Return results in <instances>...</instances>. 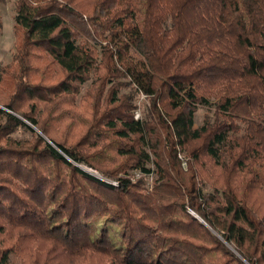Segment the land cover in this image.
Instances as JSON below:
<instances>
[{"label": "trees", "instance_id": "trees-1", "mask_svg": "<svg viewBox=\"0 0 264 264\" xmlns=\"http://www.w3.org/2000/svg\"><path fill=\"white\" fill-rule=\"evenodd\" d=\"M13 5L15 50L0 65V264L11 253L21 264H264V0ZM87 79L84 115L64 103ZM138 91L148 106L135 118ZM24 126L29 137L9 135ZM126 168L151 173V188L116 176Z\"/></svg>", "mask_w": 264, "mask_h": 264}, {"label": "rangeland", "instance_id": "rangeland-1", "mask_svg": "<svg viewBox=\"0 0 264 264\" xmlns=\"http://www.w3.org/2000/svg\"><path fill=\"white\" fill-rule=\"evenodd\" d=\"M14 12V5H13V0H0V22H1V26H0V65H5L7 64L10 59H11V55L12 53H14V33L12 30L13 27V19L12 14ZM90 79H87L85 81H83L82 83L79 84V91L76 92L71 100V104H67V102L64 103V106L67 105L69 107H73L75 110H77L78 112L83 113L84 115L87 113L88 109V102H86L87 99L84 98V94L85 92L88 90V86L90 84ZM108 84H105V89L106 90ZM129 87L128 86H122L120 89V92H126L128 91ZM17 103L19 106L18 108L23 110L25 108H28V103L29 101L27 99H19L17 98ZM20 101V102H19ZM32 104H36V109L38 108L37 112H36V117L39 115H43V103L41 101H32ZM132 103L135 105L131 112L133 114V117H135V115L137 114V116H143V111L144 109L148 106V99L146 98V96L141 93V92H137L133 99H132ZM2 106V105H0ZM4 108V107H3ZM72 108V109H73ZM205 107L204 106H199L197 107V109L194 111V115H193V124H198L200 123L204 113H205ZM24 119V121L28 124L29 128L32 129V131L34 132H39L38 128H36V125L32 124L29 120H27L26 118H22ZM64 126V123L59 126V128L57 129L58 132H56V134L58 136L61 135L63 131L62 127ZM83 128V125L78 122H74V124L72 125L71 129L69 130V135H68V139H70V141L72 140L71 135L73 134H78L80 133L81 129ZM68 132V131H67ZM31 131L27 128V127H18L16 130H13L11 132H9V135L14 137V138H27L31 135ZM40 133V132H39ZM0 142H2V140L0 139ZM179 155H181V153H179ZM183 157V155H181ZM79 167L84 168L87 172H90L91 174H93L94 176H97L101 179H104L105 181H112L115 180V176H111L106 177L104 175H102L100 172H98L97 170H95L94 168L84 164V163H78ZM180 166L184 169L186 166V163H181L180 161ZM127 175L129 176V178L131 180H136L138 179V177H142L143 179V184H146L148 186V189L151 188V182L153 179V175L150 174H142V172L140 170H137L136 168H126L124 171L122 172H118L116 176H124ZM191 213H193L194 215H196L193 211L189 210ZM102 220L101 219H97V221H95V223H93V228L96 229V231L98 230V227L102 226ZM112 229L119 231V228L116 225H112ZM119 238L115 239V242L119 243ZM11 264H21V260L19 258V256L15 253H11L8 255L7 258Z\"/></svg>", "mask_w": 264, "mask_h": 264}, {"label": "built area", "instance_id": "built-area-1", "mask_svg": "<svg viewBox=\"0 0 264 264\" xmlns=\"http://www.w3.org/2000/svg\"><path fill=\"white\" fill-rule=\"evenodd\" d=\"M136 116H137V114L135 115V118H136ZM179 156L181 157V163H185V160L183 159V157L181 155H179ZM110 182L115 183L116 181L115 180H112Z\"/></svg>", "mask_w": 264, "mask_h": 264}]
</instances>
